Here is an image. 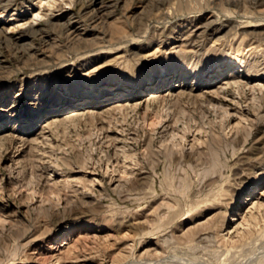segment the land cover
<instances>
[{"label":"rangeland","instance_id":"rangeland-1","mask_svg":"<svg viewBox=\"0 0 264 264\" xmlns=\"http://www.w3.org/2000/svg\"><path fill=\"white\" fill-rule=\"evenodd\" d=\"M39 1L0 0V264H264V0Z\"/></svg>","mask_w":264,"mask_h":264},{"label":"bare ground","instance_id":"bare-ground-1","mask_svg":"<svg viewBox=\"0 0 264 264\" xmlns=\"http://www.w3.org/2000/svg\"><path fill=\"white\" fill-rule=\"evenodd\" d=\"M44 5V4H47L48 5V7H50V4H51V2L50 1H48V0H42V1H39V5ZM38 5V6H39ZM34 17L35 18H38V17H42V14H41V12L39 11V12H37L35 15H34ZM25 24H28V23H23L22 25H25ZM29 26L31 25L30 24V22H29V24H28ZM80 114V112L78 111V110H72V111H70L66 116H67V119H69V117H74V116H76V115H79ZM66 120V119H65ZM64 120V121H65ZM75 120V119H74Z\"/></svg>","mask_w":264,"mask_h":264}]
</instances>
